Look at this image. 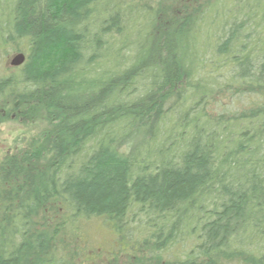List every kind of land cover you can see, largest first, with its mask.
<instances>
[{
	"label": "trees",
	"instance_id": "16d2710c",
	"mask_svg": "<svg viewBox=\"0 0 264 264\" xmlns=\"http://www.w3.org/2000/svg\"><path fill=\"white\" fill-rule=\"evenodd\" d=\"M117 1L0 0V58L25 56L0 108L40 122L0 158V264H264V0Z\"/></svg>",
	"mask_w": 264,
	"mask_h": 264
},
{
	"label": "rangeland",
	"instance_id": "374dc122",
	"mask_svg": "<svg viewBox=\"0 0 264 264\" xmlns=\"http://www.w3.org/2000/svg\"><path fill=\"white\" fill-rule=\"evenodd\" d=\"M130 1L131 2L135 1L134 2L135 4L139 2L140 0H130ZM215 1L216 0H196V2H200V4H202L201 7L210 5L214 3ZM233 1L235 2V0H232V2ZM143 2L145 1L143 0ZM163 3H165L164 5H166V7H172L173 9H178L181 7L183 0H177L176 2L175 0H163ZM191 6H193V3L189 7ZM176 11L178 10H174V12ZM220 13H222V11H220ZM239 20L240 19H238V22ZM232 22H233L232 18L225 20L224 24L222 25V30L216 33L213 39H211L214 45L216 43L215 39H222L223 36L228 31ZM195 39H202L201 34L196 35ZM13 55H15V53L12 52L9 54L2 55L3 58H0V75L2 77L5 75H12L17 72V70H9V71L4 72L6 63L8 64L9 59ZM211 60L212 58L206 57V62L211 61ZM208 69L210 68H206V70ZM200 70L201 72L206 74V72L202 70L201 68ZM223 75H225L226 78L221 77L219 80L216 79L217 85L219 87L223 86L224 84L226 85L227 83H231L230 81H228V78L226 76L227 74H223ZM233 88H234V85L231 86L232 93H236V91L233 90ZM219 96L220 98L219 97L217 98L218 101L216 103L213 102L212 103L213 105L209 104V107H207L206 113L211 118H215V119L218 118V115L219 113L222 112V109L224 108L226 109L232 106L231 103L229 102L230 100L226 98V96L224 98L221 95ZM233 101L237 102L234 105H237L238 109L240 110L248 108L247 105L244 106L243 102L237 98H234ZM3 109L4 108H0V158L3 157L5 154L6 155L9 154V152H14L15 149L22 148L28 142V140L38 132L40 128V122L38 121L39 114L30 115L26 111L21 112L22 110L21 108L17 111L8 109V110H5V112ZM119 146L122 150L127 151L128 149V143H125V144L120 143ZM79 229H81L80 236H83L84 239H81V242L79 243L76 240L74 241L78 248V252L80 254L84 252V254L82 255L84 257L96 260V256H100V255L102 256L105 252L107 253L111 251L113 247L117 246L115 234L111 232V230H108L110 229V227H108V225L106 224V220L104 219L98 218V219L84 220L81 223V226ZM80 250L82 251L80 252ZM97 262H100L99 259ZM74 263L83 264V262H80L79 260L74 261Z\"/></svg>",
	"mask_w": 264,
	"mask_h": 264
},
{
	"label": "water",
	"instance_id": "95a60500",
	"mask_svg": "<svg viewBox=\"0 0 264 264\" xmlns=\"http://www.w3.org/2000/svg\"><path fill=\"white\" fill-rule=\"evenodd\" d=\"M25 61V56L22 53H17L13 55L9 61H8V66L11 68H17L21 66Z\"/></svg>",
	"mask_w": 264,
	"mask_h": 264
}]
</instances>
